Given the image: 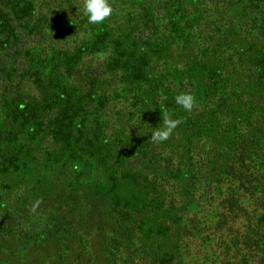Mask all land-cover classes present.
I'll use <instances>...</instances> for the list:
<instances>
[{"label":"trees","instance_id":"trees-1","mask_svg":"<svg viewBox=\"0 0 264 264\" xmlns=\"http://www.w3.org/2000/svg\"><path fill=\"white\" fill-rule=\"evenodd\" d=\"M23 2L0 0V44L8 42L3 37L8 29L16 28L11 46L20 56L1 61L0 67L1 95L6 98L0 100L12 105L0 124V264H11L1 255L8 237L17 240L10 247L13 255L25 253L31 235L38 232L34 239L38 243L47 227V223H29L33 207L21 209L2 202L8 176L4 174L17 169L23 148L17 143L21 124L34 127L31 138L40 133L47 140L70 142L75 148L71 157L87 159L91 141L109 127V121H102L103 112L116 117L113 126L118 130L116 147L122 160L144 164L146 174L161 175L157 186H171L177 193L180 199L161 202L162 207H184L195 189L208 201L207 229L224 243L213 264H264V0H130L126 7H113L121 13L114 18L115 33L100 31L87 46L58 54L59 63L53 65L60 71L75 68L87 49L104 51L101 73L113 88L107 84L98 98L93 96L98 82L87 69L78 76L73 73L75 84L63 86L58 75L40 80L30 68L31 60L19 48L20 33L32 42L48 41L43 48L53 53H59L57 46L66 35H52L55 28L43 17L41 24H31L29 4ZM50 2L59 3L62 13H70L74 3L82 8L83 0ZM13 58L22 65H9ZM196 74L200 75L197 81ZM122 84H126L128 105L115 111ZM194 87L205 92L197 106L186 112L175 97L193 94ZM163 108L183 123L167 141L153 143L150 137L153 128L162 125ZM72 136L77 141L71 142ZM180 171L183 180L172 187L170 180ZM148 194L162 198L155 189ZM42 204L37 217L46 222L49 207ZM112 210L120 225L117 231L124 236L113 232L102 252L80 243L72 263H183L182 249L172 241L160 243L165 237H159V231H153L155 238L149 242L137 244L138 219L133 221L123 208ZM70 229L62 225L60 231L71 234ZM87 247L90 251H85ZM62 258L63 254L55 259L61 262Z\"/></svg>","mask_w":264,"mask_h":264},{"label":"rangeland","instance_id":"rangeland-1","mask_svg":"<svg viewBox=\"0 0 264 264\" xmlns=\"http://www.w3.org/2000/svg\"><path fill=\"white\" fill-rule=\"evenodd\" d=\"M128 2L130 0H110L112 7L120 8L126 7ZM26 3L30 5L27 9L32 19L31 24L36 22L41 24V17H43L57 31L54 30L52 35L53 33L66 35L62 38L64 42L57 46L59 53H53L50 48H43L49 44L48 41L32 42L20 33L19 48L31 60L30 68L39 73L40 80L47 81L58 75L63 81V86L75 84L77 81L74 80L73 73L77 72L78 76L87 69L93 76L92 79L98 82L93 94L98 98L100 89L109 85L108 76L101 73L104 51L96 53L92 49H87L79 55L81 56L79 61L77 60L79 64L75 68L67 67L60 71L53 65L59 63L58 54L67 55L68 52L87 46L100 31L107 32L109 35L115 33L114 18L121 14L120 11L114 10L111 17L101 24H92L88 22L87 17L83 15L76 3L72 5L73 9L70 13H62L59 3H51L50 0H25L22 5ZM83 18L85 21L82 22ZM15 31L18 30L11 26L7 34L3 35L8 42L0 44V67L2 66L1 61H8L12 55L20 57L14 54L15 51L11 46ZM12 63L20 67L23 62L13 58L9 65L12 66ZM173 77L176 79V76ZM193 79L199 80L200 75L196 74ZM112 86L109 85L110 90ZM125 86L126 84H122L119 87L117 100L119 105H116L115 111L128 105L127 95L124 92ZM1 87L3 86L0 79V98L6 99L1 95L4 91ZM204 92L203 88L194 87L193 94L197 103ZM30 93H32L31 88ZM167 96L169 100L171 92H168ZM11 108L12 105L0 100V124L5 120ZM102 114V121H109V127L91 141L89 144L91 154L87 159L71 157L75 148L74 144H69L70 142L65 143L57 138L47 140L40 133H35L31 138L34 127L29 122L24 125L20 123L22 128L17 143L23 145V148L17 159V169L8 170L4 174L8 176L7 188L3 194L5 199L2 202L17 205L21 209H32L39 200L43 203L41 207H46V209L49 207V216L46 222H41L37 217V215L40 216L37 206L29 223L33 226L47 223L43 240L39 239L40 241L35 243L34 239L37 238L38 232L33 233L29 244L30 249L25 253L13 255L10 247L17 240L8 237L2 247L3 261L11 264H74L72 263L74 254L79 251L80 243H90L95 250L102 252L105 241L113 235V232L121 237L124 236L122 231H117L120 225H117L114 220L116 214L112 210L113 207H120L129 212L133 221L134 219L139 221L137 224L134 222L137 225L135 227L137 244L141 241L149 242L152 237L155 238L153 231L156 230L161 232L159 237H165L160 243L172 241L182 249V264H213L216 262L217 256L223 251L224 243L218 237H213L207 229L210 214L208 201L201 198L198 190L195 189L184 207H162L161 202L176 201L179 198L177 193L171 186H157L162 179L161 175L146 174L142 171L145 168L144 164L132 163L130 159L122 160L118 155L120 150L116 147L118 130L113 126L116 124V117L113 114L108 116L106 112ZM72 139L71 142L74 139L77 141L74 136ZM182 174L183 172L180 171L179 175H175L170 180L172 187L182 182ZM153 189L157 190L162 198H150L148 193ZM24 220L23 218L22 226L27 229L29 227L24 224ZM62 225H66L68 229L71 228L72 233H62L60 231ZM92 229L94 230L90 232ZM84 232L85 235H82ZM85 251H90V248L87 247ZM62 254L63 258L61 262H58L55 258H60ZM98 264H104V262L100 260Z\"/></svg>","mask_w":264,"mask_h":264},{"label":"clouds","instance_id":"clouds-1","mask_svg":"<svg viewBox=\"0 0 264 264\" xmlns=\"http://www.w3.org/2000/svg\"><path fill=\"white\" fill-rule=\"evenodd\" d=\"M81 11L84 16L87 17L89 23L101 24L106 19L110 18L113 14V7L110 0H83ZM103 58V54H101ZM175 103L179 105L184 111L190 112L194 107L197 106V100L194 94L191 93H180L175 97ZM163 122L160 127L153 128L151 134V141L153 143H163L167 141L183 123L182 118L175 116L172 110L168 108L162 109ZM40 201L37 200L33 206V211L39 205Z\"/></svg>","mask_w":264,"mask_h":264}]
</instances>
